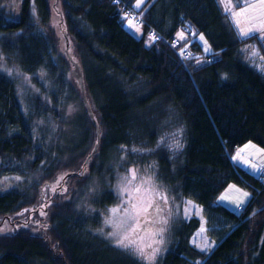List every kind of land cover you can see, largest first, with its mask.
I'll return each mask as SVG.
<instances>
[{"label":"trees","instance_id":"trees-1","mask_svg":"<svg viewBox=\"0 0 264 264\" xmlns=\"http://www.w3.org/2000/svg\"><path fill=\"white\" fill-rule=\"evenodd\" d=\"M136 1L0 0V224L30 211L41 222L0 234V264H264V173L230 159L247 142L264 149V44L238 37L215 0ZM59 39L76 57L93 117ZM122 153L155 165L158 213L169 197L201 207L211 251L190 243L194 216L174 221L154 259L103 239ZM46 184L54 195L44 199ZM229 184L251 192L242 211L216 203Z\"/></svg>","mask_w":264,"mask_h":264},{"label":"rangeland","instance_id":"rangeland-1","mask_svg":"<svg viewBox=\"0 0 264 264\" xmlns=\"http://www.w3.org/2000/svg\"><path fill=\"white\" fill-rule=\"evenodd\" d=\"M219 9L221 12L225 13L228 18L230 19L238 37L243 38L244 35L241 34V29L247 30L248 28H258L262 22H264V15L261 13V9L259 7L257 8H249L247 12L244 13V15L240 17H235L233 13L241 11L245 6L241 8H235L233 6V3L231 0H215ZM138 0L134 4V8L138 9L139 7H136ZM144 2V0H140V5ZM261 3V0H255L254 2L250 4L259 5ZM231 5V11L228 10L227 5ZM240 20V24H236V20ZM53 22V21H52ZM124 26L129 29L135 36H140L142 33L141 25L137 24L134 20L126 19L124 21ZM181 34H183L181 38ZM251 34H257L259 38L262 40L264 44V31H253L249 33ZM187 34L181 30L177 31L176 37L183 39L186 37ZM203 37V39H201ZM195 40L198 41L202 48V53L204 55H207L211 53L212 49L208 42L206 41L205 37L202 34L195 35ZM59 48L61 51H66L67 54V60L66 64H69V69L71 70L73 67L72 61L76 62V57L73 55L74 53L70 51L68 48V45L62 43L61 39H59ZM207 49V51L205 50ZM16 76V75H15ZM23 84H27V80L24 77V80L20 83L21 88L24 89ZM127 156L122 153L120 156V159L117 163H115L112 166V172H111V189L113 193L116 196V201L113 205L107 207L105 209V212L102 215V225L100 227L101 236L103 235V239L106 241L117 245L116 239L118 237L110 236L109 233L116 232L119 235H122L127 225L123 224L122 221L125 219L123 212L113 214L111 212L112 208L119 207L124 201L128 199V193L123 191V188L126 184V181L124 180V177L128 176L129 169H137V175L138 180L135 181V184H138L140 180H148L150 178V184L146 185V187H149L152 189V191L149 193L150 198L154 201V207L149 210L150 216H149V223L146 225V228L148 229V232H140L138 236L134 237L137 240V244L143 248V255H141L139 252L129 249H123L126 250L128 253L136 256V258H142L143 260L148 259V256H151L152 259H154L156 256H162L163 253L167 250L166 247L168 246V242L170 240L169 232L170 227L174 226L175 220H188L190 217L194 216L197 217L201 221V227L198 228V230L193 235V242L194 245L197 246L198 250L201 252L210 251L212 248L211 244L214 243V241L211 239L210 236V226L206 224L205 217L203 215L202 209L200 206L196 205L195 203L187 200V199H179V201H176L177 204L170 206V202H174L175 198H167V204H159L164 205L162 207L163 213H167L166 215H162V213H158L156 208H159L156 205L157 199L160 197L157 193V186H156V176H155V165L151 164L149 167L144 168L141 167L138 164H134L133 161L130 163L129 161H126ZM230 159L233 163L239 165L240 167L246 169L248 172L259 176L264 173V149L257 146L254 143L247 142L239 147H237L231 154ZM129 160V157H128ZM69 173H67L68 175ZM61 179V178H60ZM17 179L6 180V184L10 185L14 183ZM59 181V179L57 180ZM73 180L69 178L67 182H72ZM51 185H43L41 188V195L44 199H47L48 196L54 195V192H52V187H49ZM57 186V185H56ZM54 186V190H58ZM65 191H58L56 192L57 195L64 193ZM244 193H247L245 196ZM155 198H153L154 196ZM251 197V192L241 188L235 184H229L227 187L219 194V196L216 198V203H220L227 208L234 210L237 212L238 207H244L249 199ZM49 201V200H47ZM51 201V200H50ZM47 202V205H45L43 208L46 209V206H50L51 202ZM44 202V200H42ZM242 202V203H239ZM41 203V201H40ZM239 203V206H238ZM38 206V204H37ZM161 208V207H160ZM24 220L23 221H14L12 218H9L8 220H4V223L0 224V234L1 233H8L14 231V226L16 227H24L29 228L33 231L36 230V227L41 224L40 219L37 217L38 215L36 213L26 212L23 214ZM36 216V220L35 216ZM34 217L33 220L36 222H27L29 220V217ZM31 217V219H32ZM2 220V219H1ZM0 220V222H1ZM107 221H111V223H108ZM174 223V224H173ZM35 229V230H34ZM203 229V231H202ZM141 237L143 239L141 240ZM151 245V247H149ZM121 248V247H120ZM168 248V247H167ZM155 250V251H154ZM154 253V254H153Z\"/></svg>","mask_w":264,"mask_h":264},{"label":"snow or ice","instance_id":"snow-or-ice-1","mask_svg":"<svg viewBox=\"0 0 264 264\" xmlns=\"http://www.w3.org/2000/svg\"><path fill=\"white\" fill-rule=\"evenodd\" d=\"M139 6L140 0H138L136 7ZM257 7L261 9V13L264 15V0H261L259 5L247 4L241 11L235 12L233 15L235 17H240L244 15V13L247 12L249 8L254 9ZM227 8L229 11H231L230 4L227 5ZM236 24H240L239 19L236 20ZM253 31H264V22H262L258 28H248L247 30L241 29V34L248 36L249 33ZM182 36L183 34H181V38ZM154 38L155 37H153V39ZM201 39H203V37H201ZM205 50L207 51V49ZM137 172V169H129L128 176L124 177L126 184L123 188V191L128 193V199L124 201L119 207L111 209L113 214L120 213L121 211L123 212L125 219L122 221V223L127 225L126 230L122 235H119L116 232L109 233V235L118 237L115 241L118 247L134 250L143 255V248L137 244V240L134 237L138 236L142 231L148 232L146 225L149 223V210L154 207V201L149 196V193L152 191V189L146 187V185L150 184V178L148 180H140L138 184H135L134 182L138 180ZM244 195L246 196L247 193H244ZM107 222L111 223V221ZM142 239L143 237H141V240ZM149 247H151V245H149ZM147 258L149 260L152 259L151 256H148Z\"/></svg>","mask_w":264,"mask_h":264},{"label":"water","instance_id":"water-1","mask_svg":"<svg viewBox=\"0 0 264 264\" xmlns=\"http://www.w3.org/2000/svg\"><path fill=\"white\" fill-rule=\"evenodd\" d=\"M72 63H73L72 75L78 81L79 86H80V90H81L82 100H83V102H84V104H85V106L87 108V111L89 112L90 116L93 117V115L91 113V109H90V107L87 104V100H86V97H85V94H84V91H83V82H82V76H81L80 67H79L77 62L72 61Z\"/></svg>","mask_w":264,"mask_h":264},{"label":"crops","instance_id":"crops-1","mask_svg":"<svg viewBox=\"0 0 264 264\" xmlns=\"http://www.w3.org/2000/svg\"><path fill=\"white\" fill-rule=\"evenodd\" d=\"M201 224H202V223H201V221H200V226H199V228L201 227ZM197 230H198V229H197ZM197 230H196V231H197ZM196 231H195V232H196ZM195 232H194V233H195ZM194 233H193V235H194ZM193 235H192L191 238H190V243H191L195 248H197V246L194 245V242L192 241V240H193ZM212 245H213V246H212ZM211 246H212V248L210 249V251H211V250L213 249V247L215 246V242H214L213 244H211ZM197 249H198V248H197ZM199 250H200V249H199ZM206 252H209V250L206 251Z\"/></svg>","mask_w":264,"mask_h":264},{"label":"built area","instance_id":"built-area-1","mask_svg":"<svg viewBox=\"0 0 264 264\" xmlns=\"http://www.w3.org/2000/svg\"><path fill=\"white\" fill-rule=\"evenodd\" d=\"M175 43H176V41H175L174 39H172V40H171V44H175ZM184 53H185V54H184L183 56H187V55H189V51H185ZM238 210L242 211V208L238 207Z\"/></svg>","mask_w":264,"mask_h":264}]
</instances>
